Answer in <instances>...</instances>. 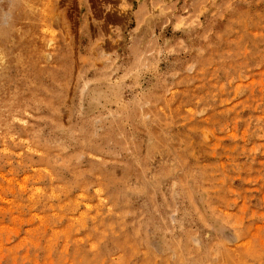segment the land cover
I'll return each instance as SVG.
<instances>
[{
  "label": "rangeland",
  "instance_id": "374dc122",
  "mask_svg": "<svg viewBox=\"0 0 264 264\" xmlns=\"http://www.w3.org/2000/svg\"><path fill=\"white\" fill-rule=\"evenodd\" d=\"M0 264H264V0H0Z\"/></svg>",
  "mask_w": 264,
  "mask_h": 264
}]
</instances>
